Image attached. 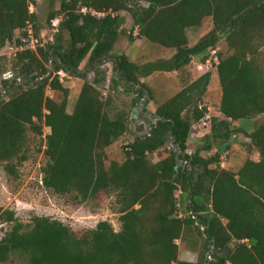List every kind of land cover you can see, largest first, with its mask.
<instances>
[{
  "label": "trees",
  "instance_id": "16d2710c",
  "mask_svg": "<svg viewBox=\"0 0 264 264\" xmlns=\"http://www.w3.org/2000/svg\"><path fill=\"white\" fill-rule=\"evenodd\" d=\"M36 1L0 0V53L17 33L21 43L28 22L39 36L37 16L30 12ZM56 2L60 9L47 20L52 27L61 17L53 42L12 60L0 55V78L9 68L15 74L12 82L2 80L3 89L16 91L8 101L0 94V163L18 178L29 159L28 128L40 137L49 128L39 149L47 160L41 168L44 188L79 204L115 195L121 228L104 221L78 233L38 216L25 225L14 212L0 209V219L12 225L0 241V264H209L211 258V264H264V123L247 128L264 115V66L257 59L264 43V0H51V5ZM122 12L131 15L140 38L174 50V57L139 66L125 54L114 56L126 33ZM208 19L212 29L191 46L189 31ZM222 42L234 53L214 59L222 99L220 116L207 121L211 143L188 153L195 126L210 113L203 105L213 78L207 72L158 106L151 116L162 120H147L148 133L139 128L143 134L123 147V163H110L107 150L126 141L131 112L117 110L114 98L99 90L107 79L103 65L114 64L116 93L122 87L133 96L132 108L150 96L147 107L153 94L144 79L206 64ZM85 61L96 77L85 81L69 113L70 90L59 73L76 76ZM51 66L53 75L46 78ZM48 91L64 99L57 102ZM240 136L260 158L246 160L239 171L226 169L223 154ZM215 145L218 152L211 154ZM178 241L198 254L196 263L179 260Z\"/></svg>",
  "mask_w": 264,
  "mask_h": 264
},
{
  "label": "rangeland",
  "instance_id": "374dc122",
  "mask_svg": "<svg viewBox=\"0 0 264 264\" xmlns=\"http://www.w3.org/2000/svg\"><path fill=\"white\" fill-rule=\"evenodd\" d=\"M142 5L148 6L145 2H142ZM59 9L60 4L56 2L55 5H51V0H37L36 4L31 5L30 7V12L37 16V23L40 28L39 35L44 42H48L54 37V25L57 24L59 26L61 22V17L52 22V27H49L47 22L49 14L58 11ZM121 16L125 20L124 30L126 33L117 43L113 53L114 56L117 54H125L132 63L139 66H145L162 60H171L174 57V50H165L140 38L139 30L134 27L132 17L129 13L122 12ZM211 29L212 21L208 19L203 27L189 31L188 36L191 42L190 45H196L210 32ZM131 31H134L133 36L135 42L130 41L129 34ZM259 50L261 55H257V59L258 62L264 66V43ZM214 52L216 53L215 56L212 52L211 55L213 59L206 64L201 63L200 61L194 62V64L181 72L155 73L151 77L144 79L143 81L149 86L153 94V101L145 108L149 114H155L159 105L165 103L167 100L182 91L186 85L198 79L199 76H202L207 72H212V84L203 105L209 108V118L220 116L222 89L220 79L215 71L214 59L217 58L219 60V55L227 58L234 52L229 49L226 42H222L219 45V48ZM10 54L11 51L7 47L0 53L1 56H9ZM200 64H203V67H200ZM50 69L53 73L54 68L52 69L50 67ZM103 70L106 71L107 79L104 84L98 87L99 90L105 96H111L114 98V107L117 108V110H127L128 112H131L130 132L126 141L118 142L107 150L110 163L111 161L123 163L125 160L123 147L132 143L137 136L143 134L139 131L140 127L145 126V133H147L149 131V126L145 119H141L142 121L139 122H133L132 113L134 109L138 107V105L134 108L131 107L133 96L123 94L122 87L118 93L113 90L112 79L116 76L114 73V64L111 60L103 65ZM8 72H12V75L14 74L11 68H9ZM59 74L61 82L70 90L68 112L72 113L85 81L93 83L96 74L94 71L87 69V61L81 65L80 73L76 76H70L63 72ZM84 74L86 77H81V75ZM12 75L7 80L12 82L15 78V74ZM3 79V77L0 78V94L3 96V101H8L16 91H5L2 86ZM48 95L57 102H61L64 99V95L61 92L48 91ZM45 113H47V111ZM149 121L154 122L151 119V116ZM263 123L264 115L259 117L257 121L254 120L251 122L247 128L252 131L259 124ZM50 132L51 130L45 127L44 135L43 137H40L37 136L31 128H28L27 154L29 159L22 167H19L18 178L9 175L5 169V164L0 163V209L14 212L16 218L25 225L31 224L32 219L38 216L62 221L78 233L96 228L100 222L104 221H108L113 225L116 231H119L121 224L119 221L120 215L118 214L115 203V195H103L96 200L79 204L71 197H60L44 188L41 168L44 167L47 160L44 157L43 151L39 153V149L41 148L42 141L44 142L45 137L49 135ZM207 134L206 126H195L190 141V152L194 154V152L200 147H204L207 143H211L210 140L206 139ZM218 149V145H215V150H213L211 154L218 152ZM222 158V166L224 168L239 171L246 160H259L260 156L259 153L251 147V141L240 136L233 142L231 151L223 154ZM153 160L154 162H157L159 160L158 156H154ZM11 227L12 225L4 223V221L0 219V241L5 237L7 232L11 230ZM177 243L180 246L179 260H187V258L184 257L185 250L187 249L186 245L181 241H178ZM188 250L191 252L189 248ZM194 256L198 258L197 253L194 254Z\"/></svg>",
  "mask_w": 264,
  "mask_h": 264
},
{
  "label": "built area",
  "instance_id": "2783aa9c",
  "mask_svg": "<svg viewBox=\"0 0 264 264\" xmlns=\"http://www.w3.org/2000/svg\"><path fill=\"white\" fill-rule=\"evenodd\" d=\"M83 12L86 13L87 10L84 9ZM92 14L93 15H97L98 17H104L105 16V14L97 13L95 11H92ZM54 27H55L54 28V33H56L58 31V27L59 26L57 24H55ZM25 32H26V35L23 36L22 38H20V41H21L20 44L17 41V38H15L14 39V43H12L9 46L8 49H10V51H11V54L9 56H7L9 58V60H12L15 57H17L19 52H22V51H25V50L36 51L39 47H45V45L47 43L53 42V40H54V37H53L48 42H44L42 37L40 35L39 36L37 35L35 26H34V24L32 22H28ZM215 54L216 53L214 52L213 55L215 56ZM215 60L218 61L217 58H215ZM11 75H12V72L6 73L4 75V79L7 80ZM209 119L210 118L207 117L205 120H203L202 125L206 126L207 125V121Z\"/></svg>",
  "mask_w": 264,
  "mask_h": 264
},
{
  "label": "crops",
  "instance_id": "0c3cea01",
  "mask_svg": "<svg viewBox=\"0 0 264 264\" xmlns=\"http://www.w3.org/2000/svg\"><path fill=\"white\" fill-rule=\"evenodd\" d=\"M200 67L202 66L203 67V64L201 65H199ZM204 75V74H203ZM202 75V76H203ZM201 76H199L198 78H200ZM144 112V111H143ZM143 114H142V112L141 111H139V110H137L136 108L134 109V111H133V113H132V117H133V122H139L142 118H141V116H142ZM196 152V151H195ZM194 152V153H195ZM188 153L189 154H193L192 152H190V148H189V151H188ZM180 194V193H179ZM182 251V250H181ZM193 254V255H192ZM194 254H196V253H192V251L190 252L189 250H188V248L185 250V253H184V257H186L187 258V260H183V261H185V262H193V263H196L197 262V260H198V258L196 257V256H194Z\"/></svg>",
  "mask_w": 264,
  "mask_h": 264
},
{
  "label": "water",
  "instance_id": "95a60500",
  "mask_svg": "<svg viewBox=\"0 0 264 264\" xmlns=\"http://www.w3.org/2000/svg\"><path fill=\"white\" fill-rule=\"evenodd\" d=\"M51 68L53 69L54 67L51 66ZM51 76H52V70L50 69L49 74H48V76H47L46 78H50ZM46 78H45V79H46ZM147 93H148V92H147ZM148 100H150V96H148L147 99H144V100L138 105V107H137L136 109L139 110V111H141V112H143L144 109L146 108V103H147ZM151 119H152L154 122L159 121V120H162V118H160V117H153V116H151ZM149 130H150V127H149ZM148 132H149V131H148ZM148 132H147V133H148ZM211 261H212V258H211L209 264H211Z\"/></svg>",
  "mask_w": 264,
  "mask_h": 264
},
{
  "label": "flooded vegetation",
  "instance_id": "af4514ba",
  "mask_svg": "<svg viewBox=\"0 0 264 264\" xmlns=\"http://www.w3.org/2000/svg\"><path fill=\"white\" fill-rule=\"evenodd\" d=\"M142 116H141V118L142 119H145V120H148L149 121V118H150V114H149V112L148 113H144V112H142ZM140 121H142V120H140ZM144 122V121H143Z\"/></svg>",
  "mask_w": 264,
  "mask_h": 264
}]
</instances>
